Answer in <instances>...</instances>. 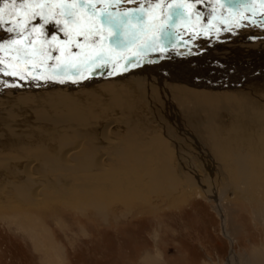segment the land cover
I'll list each match as a JSON object with an SVG mask.
<instances>
[{
    "label": "rangeland",
    "instance_id": "374dc122",
    "mask_svg": "<svg viewBox=\"0 0 264 264\" xmlns=\"http://www.w3.org/2000/svg\"><path fill=\"white\" fill-rule=\"evenodd\" d=\"M245 76L264 121V0L0 2V162L20 171L75 147L101 168L66 175L64 196L45 188L60 203L23 210L29 224L1 188L0 264H264V132L240 117L197 137L189 119L233 112ZM104 128L96 148L75 135ZM96 186L105 215L71 205Z\"/></svg>",
    "mask_w": 264,
    "mask_h": 264
},
{
    "label": "bare ground",
    "instance_id": "6f19581e",
    "mask_svg": "<svg viewBox=\"0 0 264 264\" xmlns=\"http://www.w3.org/2000/svg\"><path fill=\"white\" fill-rule=\"evenodd\" d=\"M206 71V70H205ZM225 71V69H224ZM248 72L247 70H241V72ZM238 73V72H237ZM251 73V72H250ZM226 74V73H225ZM261 75V74H260ZM32 77V76H31ZM251 76H245L242 78V81L241 83H243L244 81H247L246 83L248 84L247 88L242 90V91H237L236 93L237 96L240 97V101L239 103L237 104H234V103H229V106H231V108L234 109L233 112H230V111H226L225 110V107H223L222 109L220 108V111L221 112H212V113H209L208 114V117H206V120H203L201 121L198 116L196 115V111H192L189 119H190V127L192 129V131L195 133V135L197 137H200V135H202V132L205 131H209L210 129L213 130V127L214 125H208L209 123H213L214 122H217L219 123L220 125V129L221 131H224L228 129V126L232 124V122L234 121V123L240 119V117H243L242 120H244V124H243V127L245 129V132L248 133L250 131V129H252V126L253 127H256V129L258 130V135H261L263 132H264V121L263 119L262 120H259V118L257 117V115H255V110L256 111H259L261 107H263L260 103V97H259V90L257 88V85H254L256 83L255 82H250V81H253L252 79H248L250 78ZM208 78V77H207ZM206 77H204L205 80H202V81H205L204 83H206ZM3 79V78H2ZM244 79V80H243ZM238 80V79H237ZM9 82V81H8ZM217 84H219L218 82H216ZM240 83V82H239ZM245 83V84H246ZM10 84V83H9ZM250 84L254 85V86H250ZM4 85V83H3ZM2 85V87H4ZM233 86V85H231ZM246 86V85H245ZM1 87V86H0ZM1 89V88H0ZM133 89V88H132ZM139 89V88H138ZM264 90V89H263ZM141 91V90H140ZM151 91V90H150ZM154 91V90H153ZM138 92V91H137ZM144 92V90H143ZM152 92V91H151ZM133 97V96H132ZM134 98V97H133ZM237 98V97H236ZM258 98V99H257ZM123 99V98H122ZM230 99V98H229ZM232 99V98H231ZM129 100V103H130V99L128 98ZM220 100V99H219ZM238 100V99H237ZM260 100V101H258ZM223 101V100H221ZM127 102V101H126ZM117 103V102H116ZM133 104V103H132ZM137 104V103H136ZM221 104V103H220ZM227 104V103H226ZM224 106V104H222ZM128 106V105H127ZM216 106V104H215ZM228 106V107H229ZM210 108V107H209ZM213 109V108H212ZM230 109V107H229ZM241 109L243 110V112L241 111ZM194 110V109H193ZM261 111V110H260ZM196 112V113H195ZM263 112V111H262ZM157 113V112H156ZM254 113V114H253ZM261 114V113H260ZM201 115V114H200ZM188 117V116H187ZM261 118V116H260ZM145 123V121H143ZM207 122V123H206ZM242 122V123H243ZM239 123V122H238ZM207 124V125H205ZM206 126V127H204ZM232 126V125H231ZM109 127V126H108ZM136 127V130L134 129L133 131H137L138 134L139 132H143L142 134H144V124L141 125L142 127V130L141 128H138L137 126ZM248 127L250 129H248ZM255 129V128H254ZM253 129V130H254ZM107 132V128H104L102 129L101 133H96L95 131H92L91 133H84V134H75L76 136H81L84 140V142H86L85 144L86 145H89L90 147L94 146L95 148L100 146L99 144H103L104 143H109L110 139L109 137L107 136L106 132ZM146 132V131H145ZM193 133V134H194ZM100 137H98L97 136ZM212 134V133H211ZM208 135V134H207ZM249 135V134H248ZM49 136L47 139H48V142L49 141H55V139L57 140V138H59V135H56V134H49L47 135ZM203 136V135H202ZM45 136L43 135H36V139L38 140H41V139H46L44 138ZM131 138V137H130ZM134 138V137H132ZM143 138V137H142ZM22 140V139H21ZM24 140L22 141H17L19 143L23 142ZM43 141V140H42ZM82 141V140H81ZM14 141H12V139H7V141L5 142L6 146L10 147L12 145L14 146H17L16 143H13ZM19 143H18V148H19ZM99 143V144H98ZM1 144V143H0ZM27 144V143H26ZM39 144V143H38ZM4 145V143L2 144ZM13 146V147H14ZM107 146V145H106ZM0 147H3V146H0ZM5 147V146H4ZM34 147V146H33ZM41 147L43 148H46L44 146H37V149H39V151H41ZM69 147V146H68ZM67 147V148H68ZM12 148V147H11ZM52 148V146L50 147ZM48 148V149H50ZM55 148V146H54ZM78 148V146H77ZM41 149V150H40ZM45 150V149H44ZM60 153H57L58 155V159H56L55 161L52 159H49L50 161H48L47 159H44V158H39L38 159V162L36 163L35 166H22L21 170L20 171H17V170H14L11 169L9 166L7 165H3V161L0 162V189L2 188L3 191L5 193H7L8 195H10V197H13V198H8L4 201L5 205H3V209L5 210H8V211H11V213L15 214L17 217L21 216L19 215L21 212L23 213V210H26L27 208H30L31 207H48V206H54L55 204H58L60 203V200L58 199L57 197V194H66L64 190V186L66 187L67 185L66 184H63L62 183V180L65 179L64 177L66 175H71L72 173L76 172V170L78 169L79 172L81 171H84L86 170V167L87 166H95L97 167V170L98 168H100V164H99V161L100 159L96 160L92 157H88V158H85L83 157V155H80V152L79 151H76L77 149L74 147V148H71V149H67L66 150V147L64 148H59L58 149ZM22 151V150H20ZM24 151V150H23ZM43 151V150H42ZM49 151V150H48ZM98 151V150H97ZM51 152V151H50ZM77 152V153H76ZM23 153V152H21ZM20 153V156L19 157H27L28 159H31L29 158L28 154L26 155H21ZM43 153V152H41ZM13 154V153H12ZM229 155V154H228ZM8 156V155H7ZM42 156V155H41ZM49 157V156H48ZM5 159V158H4ZM91 159V161H90ZM249 159V158H248ZM249 161V160H248ZM250 162V161H249ZM252 162V161H251ZM153 167V166H152ZM239 167V166H238ZM246 167V166H244ZM103 168V167H102ZM228 168V167H227ZM252 168V167H251ZM146 169V168H145ZM239 169H241L239 167ZM238 169V170H239ZM250 169V166L249 168ZM139 170V169H138ZM251 170V169H250ZM142 171V170H141ZM151 171V169H150ZM167 171V170H166ZM148 172V171H147ZM168 172V171H167ZM33 174H40L41 177H43L44 180H41L43 181L44 183L42 185L40 184H36L35 182V175L33 177ZM61 173V174H59ZM158 173V172H157ZM172 173V172H171ZM243 173V172H242ZM52 174V175H51ZM53 174H57L58 176L54 175V178L50 177V176H53ZM65 174V175H64ZM159 174V173H158ZM246 174H248V172H246ZM56 176V177H55ZM233 176V175H232ZM231 176V177H232ZM248 176V175H247ZM251 176V175H250ZM157 177V176H156ZM242 177V175H241ZM252 177V176H251ZM37 178V177H36ZM78 179V178H77ZM152 179V178H151ZM37 180V179H36ZM153 180V179H152ZM152 180H149V181H152ZM234 180V178H233ZM257 180V179H256ZM244 181V180H243ZM249 181V180H248ZM254 182V180H252ZM264 181V180H263ZM40 182V181H39ZM72 182V181H71ZM82 182V181H81ZM251 182V181H250ZM86 183V182H85ZM248 184V183H247ZM260 184V183H259ZM264 184V183H263ZM145 185V184H143ZM261 185V184H260ZM60 186V187H59ZM94 186V185H93ZM99 186V185H98ZM91 187L88 189L87 187V190L84 191V192H75L74 195H73V198L70 200V203L71 205H74L75 208H77V210H84L86 211L87 210V206H93V208L89 209L88 211L90 212H94L96 213L97 215L99 216H102V215H105L103 214L104 212H102L100 209L102 208H98V204H97V201L98 199L101 200L103 197H104V191H103V186L102 187ZM117 186H120L117 185ZM146 186V185H145ZM155 185L152 186L153 189H155L154 187ZM143 187V186H142ZM249 187V186H247ZM252 187V186H251ZM250 187V189H251ZM264 188V186H261ZM45 188H56L57 189V194H53L51 192H48V191H45L47 189ZM115 188V187H114ZM149 188V187H148ZM151 188V187H150ZM237 190V189H236ZM242 190V188L240 189ZM249 190V188H248ZM81 191V190H80ZM149 191V190H147ZM152 191V189H151ZM150 191V193H151ZM158 191V190H157ZM3 192V193H4ZM244 192V191H243ZM157 193V192H156ZM237 193V192H236ZM238 194V193H237ZM246 194V192H245ZM3 195V194H2ZM152 195V194H150ZM250 195V193H249ZM64 196V195H63ZM72 196V195H71ZM4 197V196H3ZM66 197V195H65ZM6 198V197H5ZM15 198L18 199V200H21L22 203H21V206L20 207H16L14 206L15 204ZM38 198H43L42 201L38 200ZM240 198V197H239ZM263 198V196H262ZM67 199V197H66ZM214 199H216L219 203H220V200H221V197L220 196H217V194H214ZM248 199V198H247ZM68 200V199H67ZM253 200V199H252ZM246 201V200H245ZM254 201V200H253ZM19 202V201H18ZM86 202V204H85ZM100 202V201H98ZM41 203V204H40ZM62 203V202H61ZM68 203V202H67ZM19 204V203H17ZM16 204V205H17ZM255 204V203H254ZM56 206V205H55ZM98 206V207H97ZM221 206V205H220ZM39 207H37L39 209ZM96 210V211H95ZM21 213V214H22ZM19 215V216H18ZM107 215V214H106ZM16 218V217H15ZM21 219L23 218L26 222H30V217L28 216V214H22V217H20ZM20 220V219H19ZM107 220V219H106ZM25 224V223H24ZM36 224V223H35ZM39 225V224H38ZM31 225H30V229H31ZM33 229V228H32ZM36 230V229H35ZM43 230V229H42ZM26 231V230H25ZM41 231V230H40ZM29 232V231H27ZM33 232V231H32ZM46 233V232H45ZM44 233V234H45ZM32 234V233H31ZM45 236V235H44ZM34 241V240H33ZM43 244V243H42ZM34 245V244H33ZM36 245V244H35ZM50 245V244H48ZM47 245V246H48ZM37 246V245H36ZM41 246V245H40ZM52 246V245H50ZM35 248V247H34ZM40 250V249H39ZM59 253V252H58ZM59 255V254H58ZM256 258V257H255ZM153 260L149 259L147 261V264H154V263H151Z\"/></svg>",
    "mask_w": 264,
    "mask_h": 264
},
{
    "label": "snow or ice",
    "instance_id": "6c2138e0",
    "mask_svg": "<svg viewBox=\"0 0 264 264\" xmlns=\"http://www.w3.org/2000/svg\"><path fill=\"white\" fill-rule=\"evenodd\" d=\"M0 2H3V0H0ZM12 2H16V0H12ZM20 2H23V0H20Z\"/></svg>",
    "mask_w": 264,
    "mask_h": 264
}]
</instances>
